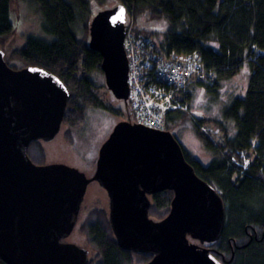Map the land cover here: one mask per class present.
I'll use <instances>...</instances> for the list:
<instances>
[{"label": "water", "instance_id": "obj_1", "mask_svg": "<svg viewBox=\"0 0 264 264\" xmlns=\"http://www.w3.org/2000/svg\"><path fill=\"white\" fill-rule=\"evenodd\" d=\"M128 9L100 11L90 26V49L102 57L108 89L129 103L125 49ZM70 91L37 66L12 68L0 46V258L6 264H89L90 251L72 243L91 185L109 198L119 245L148 254L146 264H226L207 244L225 229L220 193L187 161L171 131L122 121L100 149L91 174L66 164H37L33 142L51 143L64 128ZM175 193L162 220L150 216L151 196Z\"/></svg>", "mask_w": 264, "mask_h": 264}, {"label": "trees", "instance_id": "obj_2", "mask_svg": "<svg viewBox=\"0 0 264 264\" xmlns=\"http://www.w3.org/2000/svg\"><path fill=\"white\" fill-rule=\"evenodd\" d=\"M34 1L42 28L52 40L23 39L15 34L11 20L15 0H0V39L4 43L9 37L22 41L11 52L12 56L24 62L25 67L50 71L67 85L70 97L64 126L83 130L89 113L100 110L116 116L127 115L131 122L137 123L129 103H124V108L116 107L94 90L88 77L93 71L102 72L101 55L89 47L91 22L95 10L112 0ZM115 1L132 13L137 20L136 30L152 39L161 57L178 62L175 56L184 55L187 60L201 62L207 75L215 79L210 86L212 91L222 81L239 75L244 66L250 67L246 96L234 99L224 109L223 118L234 125L236 135H230L221 120L196 117L193 119L196 134L205 148L214 153L212 162L203 164L182 146L187 161L203 180L216 188L226 206L224 233L218 242L206 247L226 264H264V0ZM145 13L152 19L169 21V30L160 44L138 27L137 16ZM8 57L6 53V60ZM83 70L86 73L81 78ZM196 82L211 85L208 80L191 84ZM189 86L177 94V99L188 107ZM176 114L181 118L187 113L169 111L164 118L165 130L173 133ZM209 124L221 127L225 133L222 143H217L205 129ZM29 155L35 163L44 164L45 150L40 142L31 144ZM174 196L168 190L152 197L151 218L167 217ZM86 201L77 227L84 238L83 247L90 251L89 264H146L151 260L148 254L133 253L119 245L110 222L109 202L99 200L97 206L89 207ZM0 264L6 263L0 258Z\"/></svg>", "mask_w": 264, "mask_h": 264}, {"label": "rangeland", "instance_id": "obj_3", "mask_svg": "<svg viewBox=\"0 0 264 264\" xmlns=\"http://www.w3.org/2000/svg\"><path fill=\"white\" fill-rule=\"evenodd\" d=\"M119 5L118 1L112 0L110 4L105 5L99 11L95 10V16L100 12L115 8ZM37 6L34 0H15L12 11L11 20L15 27V34L20 35L23 39L28 37L39 38L43 40H52V37L47 35L42 28V20L37 13ZM94 16V17H95ZM138 27L140 30L150 34L157 44H160L164 34L169 30L170 24L166 18L152 19L148 13L137 16ZM13 42L14 45L9 43ZM22 41H15L13 37L6 39L5 43L0 39V46L6 51L8 62L17 69L25 68V63L11 55V52ZM179 60H184V55L175 56ZM251 69L248 65L244 66L241 73L236 77L222 81L220 85L212 91L210 86L214 85V78H208L211 85H203L193 83L188 88L190 96L189 108L184 110L186 115L174 117L177 122L173 125V134H175L181 144L187 149L192 157L199 159L203 164L209 165L212 162L214 153L207 150L203 142L198 138L193 119L196 117H209L223 121L230 135H236V129L231 122H226L223 118L224 109L230 103L238 98L245 97L247 94ZM100 81H103V75H98ZM104 98H106V89H103ZM118 108H124L123 101H118ZM129 121L127 115L116 116L107 111L100 110L98 114H93L87 122L85 128L80 131L67 132V126H64L61 134L51 143H41V147L45 150L44 164H66L81 171L91 174L92 167L96 165L99 157L100 149L110 137L118 123ZM136 122V120H134ZM138 123V121H137ZM205 129L212 135L217 143H222L225 138V133L216 124H209ZM69 133V135H68ZM67 135L69 137H67ZM37 163V162H36ZM41 164V163H37ZM86 204L89 207L97 206L101 201L109 202L107 192L100 185L93 184L89 188ZM100 200V202H99ZM81 247L85 245L83 236L79 233V227L76 228L73 236L69 239Z\"/></svg>", "mask_w": 264, "mask_h": 264}, {"label": "built area", "instance_id": "obj_4", "mask_svg": "<svg viewBox=\"0 0 264 264\" xmlns=\"http://www.w3.org/2000/svg\"><path fill=\"white\" fill-rule=\"evenodd\" d=\"M128 12L125 49L129 61V104L138 123L152 129L165 130L169 111L189 107L177 99L194 81H207L204 65L196 60L173 62L157 53L152 39L136 30L137 22Z\"/></svg>", "mask_w": 264, "mask_h": 264}, {"label": "flooded vegetation", "instance_id": "obj_5", "mask_svg": "<svg viewBox=\"0 0 264 264\" xmlns=\"http://www.w3.org/2000/svg\"><path fill=\"white\" fill-rule=\"evenodd\" d=\"M89 42H90V40H89ZM81 72V71H80ZM86 72H85V70H83L81 73H80V77L82 78L83 76H84V74H85ZM102 74L103 75V81L101 82L100 81V79L98 78L99 76V74ZM88 77L90 78V81H91V83H92V85H93V88H94V90L97 92V93H100V94H103V89H105V85H106V78H105V74H104V72H103V70H102V72H100V71H93V72H91V73H89V75H88ZM95 86V87H94ZM97 86V87H96ZM107 86V85H106ZM100 87V88H99ZM106 99L108 100V101H110V102H112L113 104H115V105H117V102L118 101H121V100H118L117 98H116V96L108 89V87L106 88ZM123 103H125V102H123ZM117 107V106H116ZM93 114H95V115H97L98 114V111H92V112H90L89 113V118L93 115ZM88 121H89V119H88ZM67 132H69V131H71L72 129L69 127V126H67ZM73 131V130H72ZM68 135H69V133H68ZM67 135V137H69ZM97 163V162H96ZM96 165L94 166V167H92V171L91 172H95V170H96ZM93 174V173H92ZM168 190H165V191H161V192H157V193H155V194H153L151 197H154V196H156V195H158V194H160V193H164V192H167ZM151 260H152V258H151ZM150 260V261H151ZM149 261V262H150Z\"/></svg>", "mask_w": 264, "mask_h": 264}]
</instances>
